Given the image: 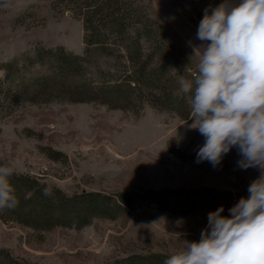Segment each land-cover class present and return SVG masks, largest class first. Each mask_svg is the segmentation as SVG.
<instances>
[{
    "label": "rangeland",
    "instance_id": "374dc122",
    "mask_svg": "<svg viewBox=\"0 0 264 264\" xmlns=\"http://www.w3.org/2000/svg\"><path fill=\"white\" fill-rule=\"evenodd\" d=\"M54 1L0 0V65L38 47L83 50L82 22L64 4L53 10ZM221 2L134 0V7L162 27L178 59L176 75L195 72L198 57H192V45L202 43L196 38L201 16ZM103 62L107 71H114V61ZM191 123L148 104L133 112L98 103L28 102L0 117V159L66 195L191 189L228 193L221 203L227 216L235 199L248 195L249 184L260 172L239 168L236 148L217 167L208 161L196 163L204 138L189 130ZM209 212L180 215L148 203L114 221L94 220L79 230L44 233L0 217V248L30 264H104L141 252L169 255L180 239H200Z\"/></svg>",
    "mask_w": 264,
    "mask_h": 264
},
{
    "label": "trees",
    "instance_id": "16d2710c",
    "mask_svg": "<svg viewBox=\"0 0 264 264\" xmlns=\"http://www.w3.org/2000/svg\"><path fill=\"white\" fill-rule=\"evenodd\" d=\"M82 22L83 50L64 46L38 47L0 65V117L33 102L98 103L110 109L139 112L144 104L191 120V94L178 91V59L163 29L134 7V0H55ZM203 18V16H201ZM114 61L107 71L103 61ZM56 156L60 153H56ZM8 162L0 159V163ZM19 205L0 212L7 222L37 233L55 228L82 229L94 220H117L145 204L190 215L215 211L228 193L199 189L119 192H74L66 195L52 183L16 172L11 178ZM50 187L52 194L43 195ZM206 200L207 205H203ZM239 200L235 199L233 207ZM164 253L141 252L104 264H163ZM0 264H30L0 248Z\"/></svg>",
    "mask_w": 264,
    "mask_h": 264
},
{
    "label": "clouds",
    "instance_id": "9594fccd",
    "mask_svg": "<svg viewBox=\"0 0 264 264\" xmlns=\"http://www.w3.org/2000/svg\"><path fill=\"white\" fill-rule=\"evenodd\" d=\"M196 38L202 43L192 45L195 72L177 82L192 97L188 128L204 138L196 163L217 167L236 148L237 166L260 175L229 215H222L223 206L209 212L200 239H180L163 264H264V0H222L206 8ZM16 172L14 162L0 163V212L19 205L11 182Z\"/></svg>",
    "mask_w": 264,
    "mask_h": 264
}]
</instances>
